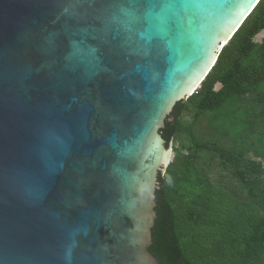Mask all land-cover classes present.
<instances>
[{
  "label": "water",
  "instance_id": "water-1",
  "mask_svg": "<svg viewBox=\"0 0 264 264\" xmlns=\"http://www.w3.org/2000/svg\"><path fill=\"white\" fill-rule=\"evenodd\" d=\"M259 0H0V264H159V131Z\"/></svg>",
  "mask_w": 264,
  "mask_h": 264
},
{
  "label": "trees",
  "instance_id": "trees-1",
  "mask_svg": "<svg viewBox=\"0 0 264 264\" xmlns=\"http://www.w3.org/2000/svg\"><path fill=\"white\" fill-rule=\"evenodd\" d=\"M261 30L264 0L220 50L199 88L175 103L159 131L165 147L179 143L165 172L157 175L148 251L159 264H264V167L240 150L248 129L236 134L239 148L226 149L215 141L199 142L182 121L186 113L222 108L242 95L264 104V38L254 42ZM217 84L225 92L216 93ZM255 138L264 151V133ZM218 162L224 170L214 180Z\"/></svg>",
  "mask_w": 264,
  "mask_h": 264
},
{
  "label": "rangeland",
  "instance_id": "rangeland-1",
  "mask_svg": "<svg viewBox=\"0 0 264 264\" xmlns=\"http://www.w3.org/2000/svg\"><path fill=\"white\" fill-rule=\"evenodd\" d=\"M264 38V30H261L255 38L254 42L259 44ZM264 92V84L260 86ZM224 86L217 84L214 91L218 94L225 92ZM183 124L190 128L193 136L199 142L215 141L222 148H239L236 137L237 132L244 131L249 137L244 140L243 148L247 152V156L252 160L260 162L264 167V151L260 144L256 143V138L260 133H264V104L257 101L255 96L242 95L240 99L231 100L230 104L224 105L222 108L218 106L200 112L194 115V112L184 114L182 118ZM248 126H251L248 127ZM184 143L188 145V140L183 136ZM177 141H171L169 144V155L166 163L170 162L174 156L173 146L178 145ZM203 156L207 157V153L203 152ZM222 163H215L213 166L212 179L216 178L218 171H223ZM215 180V179H214Z\"/></svg>",
  "mask_w": 264,
  "mask_h": 264
}]
</instances>
